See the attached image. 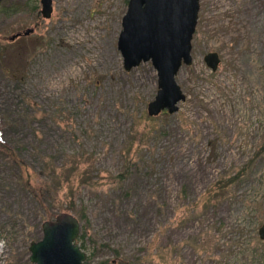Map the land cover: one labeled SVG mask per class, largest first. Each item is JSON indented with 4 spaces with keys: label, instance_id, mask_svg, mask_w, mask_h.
I'll return each mask as SVG.
<instances>
[{
    "label": "rangeland",
    "instance_id": "rangeland-1",
    "mask_svg": "<svg viewBox=\"0 0 264 264\" xmlns=\"http://www.w3.org/2000/svg\"><path fill=\"white\" fill-rule=\"evenodd\" d=\"M127 4L0 0V141L30 175L0 154V264L81 209L92 264H264V0H199L185 101L157 117L151 63L117 50Z\"/></svg>",
    "mask_w": 264,
    "mask_h": 264
},
{
    "label": "water",
    "instance_id": "water-1",
    "mask_svg": "<svg viewBox=\"0 0 264 264\" xmlns=\"http://www.w3.org/2000/svg\"><path fill=\"white\" fill-rule=\"evenodd\" d=\"M39 4L42 18H50L52 0H39ZM198 12L199 0H128L117 50L125 71L150 62L156 72L158 90L147 106L149 117H157L163 111L172 115L177 112V105L185 101L176 76L182 66L192 63L191 41ZM31 33L27 30L23 36ZM204 62L215 72L219 55L208 53ZM41 228V239L31 242L28 248L30 264H92L75 244L80 223L72 214L60 213L54 220L43 222ZM259 237L264 239V226L259 229Z\"/></svg>",
    "mask_w": 264,
    "mask_h": 264
},
{
    "label": "trees",
    "instance_id": "trees-1",
    "mask_svg": "<svg viewBox=\"0 0 264 264\" xmlns=\"http://www.w3.org/2000/svg\"><path fill=\"white\" fill-rule=\"evenodd\" d=\"M15 150L16 149H13V148L7 146V144H5V143L0 141V154L8 157L11 161H13L16 165H18V167H19V169H20V171L22 172L23 175L25 174L27 177L30 176L28 174V168H27L26 163L18 157V155H17ZM30 180L31 179H27L25 181V185L24 186L26 187V189H28V191L32 195H34L35 197L38 198L40 196V192L42 194L43 191L42 190H39V191L36 190V188L30 184ZM48 184H49V182H48ZM57 187H58V185H57ZM43 189H45L44 190L45 192L51 191L48 187L43 188ZM73 207H74V203L73 202L69 203L67 205V210H72ZM77 219H78L79 223H81L82 221H86L87 218H86V214H85L84 209H81L79 211ZM80 232H82V234H79L78 238L75 240V244H77L78 242H81L79 247L82 250V249L85 248L83 240H84V237L86 235V227L83 226V225H80ZM99 264H109V263H108V261H102Z\"/></svg>",
    "mask_w": 264,
    "mask_h": 264
}]
</instances>
